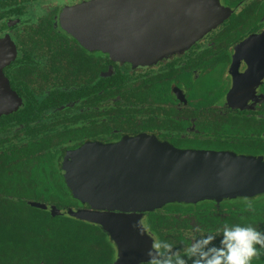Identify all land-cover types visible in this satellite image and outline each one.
Wrapping results in <instances>:
<instances>
[{"label": "flooded vegetation", "instance_id": "af4514ba", "mask_svg": "<svg viewBox=\"0 0 264 264\" xmlns=\"http://www.w3.org/2000/svg\"><path fill=\"white\" fill-rule=\"evenodd\" d=\"M96 1L0 0L1 203H36L51 216L53 207L66 214L84 209L62 168L68 155L90 144L144 137L178 150L264 161V0H150L152 11L174 18L169 28L136 25V39L164 47L148 54L151 63L112 54L110 14L95 11ZM127 1L135 2L132 11L142 10L143 0ZM215 4L229 8L228 17L188 43L187 13L212 11ZM155 210H167L168 222L163 217L154 225L160 236L149 221L152 211L142 213L153 245L166 240L180 252L191 236L199 238L197 229L215 233L240 224L264 231V193ZM219 242V236L212 241ZM112 244L114 257L106 264L118 258ZM252 264H264V253Z\"/></svg>", "mask_w": 264, "mask_h": 264}, {"label": "water", "instance_id": "95a60500", "mask_svg": "<svg viewBox=\"0 0 264 264\" xmlns=\"http://www.w3.org/2000/svg\"><path fill=\"white\" fill-rule=\"evenodd\" d=\"M207 1L212 5V0ZM153 5L150 0H143L142 10L136 13L132 11L134 1L97 0L94 3L95 11L110 14L105 22L110 18L112 54L133 63H151L153 60L147 58L148 54L154 53L156 46L161 48L158 55L162 52L161 43L146 37L136 39L135 35L136 25L141 22L143 29L149 27V30L155 23H165V28L171 26L169 22L174 18L171 16L168 21V12L152 11ZM215 7L212 11L187 13L185 19L191 25L184 29L189 34L188 43L199 33L217 26L231 12L219 4ZM100 25L103 27V23ZM97 44L104 45L102 40ZM141 48L146 57L138 51ZM99 151L105 155L99 157ZM65 159L67 168H62V172L66 184L72 195L85 205L84 209H68L67 213L100 226L108 234L117 248L118 258L113 264L151 261L153 238L141 222L146 211L177 201L264 193V161L260 158L178 150L144 137L129 138L107 147L90 144ZM30 205L46 208L32 202ZM63 213L53 207L52 216Z\"/></svg>", "mask_w": 264, "mask_h": 264}, {"label": "trees", "instance_id": "16d2710c", "mask_svg": "<svg viewBox=\"0 0 264 264\" xmlns=\"http://www.w3.org/2000/svg\"><path fill=\"white\" fill-rule=\"evenodd\" d=\"M66 192L63 186V198ZM166 212H149L151 229L160 236L161 227L154 225L163 217L168 222ZM113 257V244L101 227L66 213L51 216L39 208L0 202V264H106Z\"/></svg>", "mask_w": 264, "mask_h": 264}, {"label": "clouds", "instance_id": "9594fccd", "mask_svg": "<svg viewBox=\"0 0 264 264\" xmlns=\"http://www.w3.org/2000/svg\"><path fill=\"white\" fill-rule=\"evenodd\" d=\"M196 231L199 238L191 236L183 252L166 240H157L150 249L151 264H252L254 257L264 253V231L251 225L225 226L215 233ZM217 236L219 245L212 243Z\"/></svg>", "mask_w": 264, "mask_h": 264}]
</instances>
